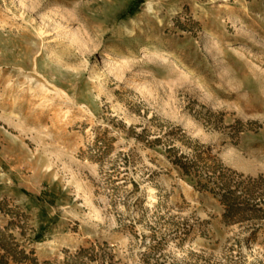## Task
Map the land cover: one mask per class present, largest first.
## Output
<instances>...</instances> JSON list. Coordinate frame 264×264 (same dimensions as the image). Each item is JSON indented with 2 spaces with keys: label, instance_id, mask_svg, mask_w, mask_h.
<instances>
[{
  "label": "rangeland",
  "instance_id": "obj_1",
  "mask_svg": "<svg viewBox=\"0 0 264 264\" xmlns=\"http://www.w3.org/2000/svg\"><path fill=\"white\" fill-rule=\"evenodd\" d=\"M0 264H264V0H0Z\"/></svg>",
  "mask_w": 264,
  "mask_h": 264
},
{
  "label": "trees",
  "instance_id": "obj_2",
  "mask_svg": "<svg viewBox=\"0 0 264 264\" xmlns=\"http://www.w3.org/2000/svg\"><path fill=\"white\" fill-rule=\"evenodd\" d=\"M185 159L181 165L182 169L186 174H190V165L189 163L194 164L193 161L189 160L188 157L182 156ZM217 178L220 179L218 184H216L217 189L221 193L222 201L225 205V216L232 214L238 211L244 210V201L246 200V195L249 194L248 184H243V181H235L234 184H231V180L228 179L224 174L219 173ZM260 201V200H259Z\"/></svg>",
  "mask_w": 264,
  "mask_h": 264
},
{
  "label": "bare ground",
  "instance_id": "obj_3",
  "mask_svg": "<svg viewBox=\"0 0 264 264\" xmlns=\"http://www.w3.org/2000/svg\"><path fill=\"white\" fill-rule=\"evenodd\" d=\"M153 196V195H152ZM151 198V197H150Z\"/></svg>",
  "mask_w": 264,
  "mask_h": 264
}]
</instances>
